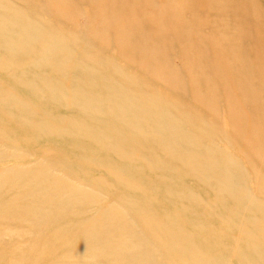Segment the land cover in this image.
<instances>
[{
  "label": "rangeland",
  "instance_id": "374dc122",
  "mask_svg": "<svg viewBox=\"0 0 264 264\" xmlns=\"http://www.w3.org/2000/svg\"><path fill=\"white\" fill-rule=\"evenodd\" d=\"M223 1L192 23L241 61L214 78L190 55L204 109L177 43L159 77L130 52L163 0H120L118 19L90 0H0V264H264V0ZM142 94L171 118L143 124Z\"/></svg>",
  "mask_w": 264,
  "mask_h": 264
},
{
  "label": "bare ground",
  "instance_id": "6f19581e",
  "mask_svg": "<svg viewBox=\"0 0 264 264\" xmlns=\"http://www.w3.org/2000/svg\"><path fill=\"white\" fill-rule=\"evenodd\" d=\"M90 1L92 2L90 4H93L92 7L95 10L101 11L103 13L106 11L105 14H108L112 19L113 18L118 19V17H122L121 16V10H120L119 4H118V2L120 3V0H90ZM109 1H115L116 3H108ZM184 1H185V4H189V5H185L183 3V0H163V2H161V3L164 4V8H165V12H166L164 16L162 13H159L156 15V17H152L151 15H147L146 16L147 19L140 18V19H144V21H147V24L142 23L141 25L140 24L138 25V22H136V26H135L136 28H138L139 30L144 29L147 31V29L152 26L151 24H153V27L156 30L154 31V33H142V35H141L142 39L136 43V46L134 45V51L131 50L130 52L133 55H138L139 54L138 51L140 50L141 55H142V61L140 63H137V64H140L146 68H148L147 67L148 64H151L149 69H148L149 75L151 74V76L154 75L156 77H159L160 75L163 76V74L165 73V69L167 67V66L165 67L163 64H161L163 62V59L162 60H160V59L163 56V52H168V54H169V51L166 48L170 46V49H171L172 46L174 45L172 43L174 42V43H177V45H178L180 51L183 53V55L185 57L189 58V59L181 58V61L183 64L182 68H184V70H186V71L189 69L188 74L190 76V80H189L190 83L193 82L194 80H200V76H199L198 71H195L193 69V66L190 65V64H197V61L195 59L191 60L190 55L192 53H195L196 56H199L200 58H204L210 64H213L214 69H215L214 74H213L214 78H215V75L220 77V78H223L225 76L224 71H223L225 68L224 64H237L239 61H241V59H239L238 52L233 54L232 52L227 51V53L223 54L222 49H220V46L217 44V41L213 38L214 35L213 36L207 35V34L205 35V33L200 31L198 28L194 27L192 22H193V20L195 21L198 19V14H196V12H195L196 6L200 7L199 10L205 9L207 12H211V13H216L215 10L219 9L217 14H216L218 16L219 11L222 10L220 8H221L222 4H224L225 2L223 0H188V3H187V0H184ZM243 1L249 2L251 0H243ZM191 2H192V7H190ZM194 4H195V6H194ZM249 4H252V2H250ZM94 5H98V8L96 9V6H94ZM182 6H184L183 10H182ZM237 7H238V5H235L232 8L235 9ZM177 9L182 10V11L176 12ZM250 10H253V9L250 8L249 11ZM239 13L246 14V12L242 11L241 9L236 11V14H239ZM171 14H174V15H171ZM186 14H188V15H186ZM262 14H264V13H262ZM232 15H233V11H232ZM259 18H260V22H261L262 26H264V18L258 16V19ZM102 19H105V16ZM218 20H220V19H218ZM257 22H258V20H256V19L253 20L254 24ZM120 24L121 23L119 22L118 25H116L115 27L117 28ZM207 24H209V23H207ZM210 24H211V22H210ZM210 24H209V27H210ZM99 25H102V23H100ZM205 25H203L201 27L202 30H203V28H208V27H205ZM212 25H214L213 22H212ZM210 29L212 30V27H210ZM164 30H166V31H164ZM92 31H94V29ZM165 33H167V34H165ZM159 34L164 35V38L161 40H158L157 35H159ZM95 35H100V33H97ZM114 35H115V38H116L118 44H120V46L122 47V44H123L122 41L125 44V35L121 34L120 31L114 33ZM122 38L124 40L121 41L120 39H122ZM127 39L128 38H126V43L129 46L130 42ZM141 41H142L141 45H138L139 42H141ZM192 42H194V43H192ZM219 44H221L220 41H219ZM193 45L197 47L196 52L191 51V49L193 48ZM210 45L213 46L212 49H215L214 52L210 49ZM58 51L62 52V54H69L70 53V51L63 46L61 41H60V45L58 47ZM125 52L126 51H123V49L121 48L120 53L123 56H125L127 59L133 60L132 58L127 57L126 55H128V54ZM254 55L260 59H264V45H263V47L256 48L254 51ZM246 58L248 60L247 64H255L254 61L252 59H250L249 55H246ZM134 59H137V58H134ZM192 59H193V57H192ZM258 63L262 64L263 62L261 61ZM204 66H205V64H204ZM167 69L169 70L170 76H171V74L176 76V70L175 69L174 70L169 69V67ZM196 70H198V68ZM222 74H223V77H222ZM236 75L238 76V73H236ZM256 75L257 74H255V72H251V73H249L248 77L252 81H255ZM209 77L210 76L205 77L206 81L209 80ZM166 81L168 83L169 79H166ZM221 81H223V80H221ZM180 82L184 85L183 81L180 80ZM200 82H201V84L199 83V86L193 87V89L197 90V91H199L198 89H201V93H206L203 95L202 99L198 98V100L201 102V104L204 106V109H205V107L208 106V104H209V101L207 100L208 99L207 94H208V92H210L209 84L211 85V83H207V82H204L202 80H200ZM5 93L8 94V92H5ZM141 97H143V98L138 100L139 104L137 107L140 109H144V111H145L144 119H146L147 121L143 122V117L141 115H139V120H138L139 123L143 122V124H145V125L151 124V126H154V125L158 126L156 123H153V122L156 120H159L161 117H163V119H165V120L167 119V118H165L169 115L168 110L166 109V105L168 104L167 102H164V105H162L161 109L159 110L158 106L155 104L156 103L155 98L151 97L150 94H142ZM149 100L154 102V107H155L154 110H150V111L146 110V108H147L146 102ZM135 102L134 103L130 102L129 98H128V101L125 103L126 109L129 110L132 108L134 110V108H136L135 106L133 108V105L134 104L136 105ZM210 107L211 106H209V108ZM33 112H35V111H33ZM170 118H171V116L169 117V119ZM126 119L129 120V121L128 120L127 121L133 129H137V128L140 129L141 128V126L136 124V121H134L135 119H134L133 115L126 114ZM238 121H239V118H238ZM178 127H180V126H178ZM185 162H186V158H185ZM260 186L262 187V185H260ZM263 189H264V186H263ZM238 191H241V190L239 189ZM172 217H174V220L179 219V217L177 215H173ZM178 222L180 223L179 220H178ZM179 228H180V226H179ZM246 239H251V238H248V236L243 235L242 238L240 239V241L246 240ZM253 243H254V241L251 242V244H253Z\"/></svg>",
  "mask_w": 264,
  "mask_h": 264
}]
</instances>
